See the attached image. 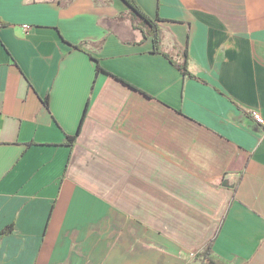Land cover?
<instances>
[{"label":"crops","instance_id":"0c3cea01","mask_svg":"<svg viewBox=\"0 0 264 264\" xmlns=\"http://www.w3.org/2000/svg\"><path fill=\"white\" fill-rule=\"evenodd\" d=\"M136 2L194 77L122 0H0V264H264V0Z\"/></svg>","mask_w":264,"mask_h":264},{"label":"trees","instance_id":"16d2710c","mask_svg":"<svg viewBox=\"0 0 264 264\" xmlns=\"http://www.w3.org/2000/svg\"><path fill=\"white\" fill-rule=\"evenodd\" d=\"M127 7L129 8L128 14L130 16V20L132 23V27L138 30L141 34V41L150 38L152 42V52L159 53L163 55L172 65H174L185 77H194L190 74L187 67V56L186 51L182 53V57L179 62H176L172 59V57L161 50V40H162V32L157 24V21H160L159 18L152 19L150 18L143 9L139 6L136 0H122ZM135 21H140L143 23V28L139 26ZM74 49H82L81 45H71ZM90 58L97 62V59L90 55ZM97 71H102V69L97 66ZM121 81V80H120ZM125 83V82H124ZM44 104L47 105V98L44 100ZM77 136H66L65 144L73 145ZM12 225L4 228L0 234L7 235L12 231ZM212 240H209L200 255V264H216V261L213 258L212 252Z\"/></svg>","mask_w":264,"mask_h":264},{"label":"water","instance_id":"95a60500","mask_svg":"<svg viewBox=\"0 0 264 264\" xmlns=\"http://www.w3.org/2000/svg\"><path fill=\"white\" fill-rule=\"evenodd\" d=\"M239 178L238 173H227L224 175L221 186L226 189H233Z\"/></svg>","mask_w":264,"mask_h":264},{"label":"built area","instance_id":"2783aa9c","mask_svg":"<svg viewBox=\"0 0 264 264\" xmlns=\"http://www.w3.org/2000/svg\"><path fill=\"white\" fill-rule=\"evenodd\" d=\"M1 26H2V20L0 19V27ZM23 28L24 29H29V26L28 25H24ZM250 115H251L252 119L256 122V124L260 125V124L264 123L260 112H258L256 110H251L250 111Z\"/></svg>","mask_w":264,"mask_h":264},{"label":"rangeland","instance_id":"374dc122","mask_svg":"<svg viewBox=\"0 0 264 264\" xmlns=\"http://www.w3.org/2000/svg\"><path fill=\"white\" fill-rule=\"evenodd\" d=\"M135 22L138 23L139 26H141V28H143V23L142 22H140V21H135Z\"/></svg>","mask_w":264,"mask_h":264}]
</instances>
